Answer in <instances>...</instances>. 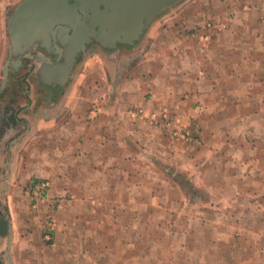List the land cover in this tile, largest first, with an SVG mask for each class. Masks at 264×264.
Instances as JSON below:
<instances>
[{"label":"crops","instance_id":"crops-1","mask_svg":"<svg viewBox=\"0 0 264 264\" xmlns=\"http://www.w3.org/2000/svg\"><path fill=\"white\" fill-rule=\"evenodd\" d=\"M145 38L104 48L144 58L133 80L119 69L112 90L107 78L95 94L77 60L68 76L37 79L58 84L52 92L24 89L12 132L26 129L6 137L0 264H10V225L14 264H264V0H185ZM139 108L147 119L132 117ZM166 114L183 117L192 138L174 136ZM181 172L208 195L195 211L168 194L178 185L158 184ZM31 178L49 182L37 212L25 202Z\"/></svg>","mask_w":264,"mask_h":264},{"label":"water","instance_id":"water-1","mask_svg":"<svg viewBox=\"0 0 264 264\" xmlns=\"http://www.w3.org/2000/svg\"><path fill=\"white\" fill-rule=\"evenodd\" d=\"M181 1L21 0L7 16L8 59L4 64L0 94L7 85L10 68L22 63L21 57L29 53L38 43L48 49V55L39 53L35 61L41 66L40 75L59 76L62 73V76H68L71 74L77 55L84 50L88 42L93 41V38L101 42L103 49L114 48L121 42L133 44L140 39L157 15ZM102 4L105 9L101 8ZM118 4L120 7L115 8L114 6ZM81 13L89 16L88 24L82 23ZM52 47L57 51L51 52ZM51 54L58 55L62 62L52 63L48 57ZM29 55L32 56L31 53ZM12 241L10 225L6 250L10 264H14L9 256Z\"/></svg>","mask_w":264,"mask_h":264},{"label":"rangeland","instance_id":"rangeland-1","mask_svg":"<svg viewBox=\"0 0 264 264\" xmlns=\"http://www.w3.org/2000/svg\"><path fill=\"white\" fill-rule=\"evenodd\" d=\"M20 1L21 0H0V25L2 27L0 30V84H1V80L3 79L4 64H5L6 60L8 59L9 33H8V27H7V16L12 12L14 7ZM184 1L185 0H182L180 3H178L174 7L168 8L167 10L162 12L161 14L157 15V17L150 23L147 30L145 29L146 31L144 32L145 34L143 35L144 38L146 37V33L149 31L150 26L154 23V21L156 19L164 17L165 12L168 10L176 9V8L179 9L180 5ZM81 15H82V20H81L82 23L88 24L89 23V16L87 14H83V13H81ZM163 21L164 20H162V22ZM92 40H95V42L93 43L94 45L91 46L90 49H88L86 51L87 46L92 41L88 42L86 44V47L84 48V50L79 52V54L77 55V56H81V57L79 59V62H78L79 65H78L76 72L84 73L87 76L92 77L91 78L92 83H89V85H91L95 94L98 93L100 90H103L104 88L108 89V85H107V81H106L107 78L109 79V83H110L109 84V90H112V85L114 82L113 80L115 78V73L117 74L119 69H121L120 72L123 75L131 77L130 78L131 80L134 79L133 74H134V72H137L134 68L137 66L141 67V62H142V60H144L142 52H141V54H139L138 56H135L133 58H127V59L123 58L121 60L116 59L114 57L109 58L108 57L109 51L105 50L101 47V42L98 41L97 39H94V38ZM145 41H146V38H145L144 42ZM93 57H94V59H92ZM86 59H89V61L87 62L88 64L86 63L87 65L85 64ZM102 63H104V66ZM83 64H85V65H83ZM10 69L11 70L9 73V79H8L7 85H6L5 89L3 90V92L0 94V110L3 112L2 114H0V151L3 150V152H4L3 155L0 156V182H1L0 183V191L5 189L4 188L5 183H6V188L13 185L9 181L5 182V180L7 178V174L10 172L9 171V164H8L10 154H8L7 146H9V143H11L10 142L11 140L18 138L19 135L22 134L26 129V128L25 129L23 128L21 130H15L14 132H12V129L15 127V125H14V117L15 116H14L13 112H15L16 108L20 109L21 105H23L24 103L27 102V100L24 98L25 96L22 95V93L24 94V89L30 85H32L33 87L36 85L34 79L31 77H30V83L31 84L29 83V81L18 83V81H19L18 79L22 77V74L24 73L25 70H23L22 73H18V71H16L18 69H13V67H11ZM100 102H101V98H97L93 104L94 105L97 103L100 104ZM1 115H3V116H1ZM14 134H16V135H14ZM6 137H8L9 143L6 140ZM6 142H7V145H6ZM170 168H172V167H170ZM164 169H166V167H164ZM181 173L184 176H187L186 173H183V172H181ZM159 179H161V180H159ZM33 181H34V179L31 178L27 182H25V184H22L23 188L26 186L24 188L25 195H26L25 202H28V200H29L31 207L33 205V201H32V197L30 194V187H31V183ZM157 181H158V184L161 185L163 189H166V187H168V185H169V184L168 185L166 184L167 183L166 181H169L171 183V186L172 185L177 186L175 183L173 184L169 178L162 177V178H158ZM17 184H18V181L14 183L13 187L15 188ZM27 190H28V192H27ZM167 192L175 200L181 201L183 199V201H185L187 207L184 208V211H183L184 213H186V211H185L186 208L189 209L188 211H190V210L195 211V209H198L200 207V203L196 201L197 196L199 197V195H195L193 198H188L185 194L182 193L184 191L179 186H178L177 190L174 189V192L171 193L170 188L167 189ZM205 193H206V190H205ZM205 193H202L201 190L199 189V194L202 196V198L206 197L207 194L205 195ZM211 197H213V196L210 195V198ZM186 198L190 199L191 201L189 202ZM40 202L41 201H39V203ZM7 204H8L7 194H5L3 196L1 194L0 195V207H4L6 209ZM33 207L31 208V212H37L36 209L38 208V206H35V208H33ZM40 207H41V205H40ZM159 216L166 217L167 215L165 212H163L162 214L159 213L158 217ZM51 218H52V216H51ZM183 220L184 219H182V218L179 219V223L177 225L178 230L180 228H183V229L185 228V223H184L185 221H183ZM163 228H165V227H163ZM190 228L193 229V231L197 230V233H201L202 235H205V234L209 235V232H213V229L216 230L215 228L208 227V226L200 227V228H203L202 230H198L197 226H194V227L191 226ZM175 229H176V227H175ZM183 229H181V230H183ZM157 231H158L157 233L161 236L162 235L165 236V234L167 233V232H165V230H157ZM227 233L230 234L231 230L227 231ZM48 235H49V237L51 236L50 233H48ZM168 241L170 242L169 239H168ZM221 244H222L223 250L226 251V253H229L233 250L234 251L244 250L242 243H240V244H242V246H240V247L237 245L230 247L229 243H223V242ZM179 250H182V249H179ZM183 259H182V261L179 262L180 264H182L184 262ZM185 262H186V258H185Z\"/></svg>","mask_w":264,"mask_h":264},{"label":"flooded vegetation","instance_id":"flooded-vegetation-1","mask_svg":"<svg viewBox=\"0 0 264 264\" xmlns=\"http://www.w3.org/2000/svg\"><path fill=\"white\" fill-rule=\"evenodd\" d=\"M70 1H72V0H70ZM113 5V4H112ZM118 6V8L120 7V4H118V5H115L114 7L116 8ZM101 8L102 9H105V6L102 4L101 5ZM98 28V27H97ZM147 30V29H146ZM145 30V31H146ZM144 31V32H145ZM144 35V33L142 34V36ZM117 41H118V39H117ZM95 42V40H93L88 46H87V49H86V51L88 50V49H90V47L91 46H93L94 43ZM122 45H124V44H120V43H118L117 44V47L115 48V50L114 51H116V50H118V49H120L121 47H125V46H122ZM121 46V47H120ZM56 50V48L55 47H52L51 48V52H53V51H55ZM57 51V50H56ZM29 53H31V55L32 56H30L29 55ZM29 53H26L24 56H22L21 57V60H22V63H20V64H15L14 66H13V69H18V70H16V71H18V73H22L23 72V70H25L24 71V73L22 74V77L21 78H19L18 80V83H20V82H28L29 81V83H30V77L31 78H33L34 79V81H35V83H36V86H38V84L39 83H41L42 85L44 84V83H42V81H40V82H38V78L41 76L40 75V73H39V70H40V67L41 66H39L35 61H36V59H37V55L39 54V53H42V54H44V55H48V49L46 48V47H41V45L38 43L32 50H30V52ZM50 59H51V61H52V63H56L57 61H62V59L60 58H58V55H53V54H51V55H49L48 56ZM80 57L81 56H77V61L79 62V59H80ZM44 62V61H43ZM11 75V74H10ZM26 76V77H25ZM40 79V78H39ZM31 84V83H30ZM40 84V85H41ZM50 85H52V86H50ZM59 85L58 84H56V83H54V84H47V83H45L44 84V87H46L47 89H46V91H51V89H55V88H57ZM51 87V88H50ZM39 89V88H38ZM52 92V91H51ZM50 93V92H49ZM1 114V113H0ZM1 116H3V115H1ZM6 119V118H5Z\"/></svg>","mask_w":264,"mask_h":264},{"label":"built area","instance_id":"built-area-1","mask_svg":"<svg viewBox=\"0 0 264 264\" xmlns=\"http://www.w3.org/2000/svg\"><path fill=\"white\" fill-rule=\"evenodd\" d=\"M202 36L204 39L209 38L208 33H205ZM131 115L134 119H137V118L147 119L148 118L143 108L133 110L131 112ZM152 118L156 119L157 116H154ZM165 118H166V125L167 127H170L171 132L174 136H181L182 138L186 140H190L192 138L191 126L185 122L183 117H175L174 119H171L168 116V114H166ZM48 189H49V182L46 180L32 182V187L30 188V194H31L34 206H37L39 204V201H43L46 199Z\"/></svg>","mask_w":264,"mask_h":264},{"label":"trees","instance_id":"trees-1","mask_svg":"<svg viewBox=\"0 0 264 264\" xmlns=\"http://www.w3.org/2000/svg\"><path fill=\"white\" fill-rule=\"evenodd\" d=\"M172 179L174 180L175 184L184 191V194L188 198H193L195 195H199V197L197 196V199H202L203 201L208 199L206 194V197L202 198V196L199 194V188L191 182L190 178L184 176L182 173H177L174 177H172Z\"/></svg>","mask_w":264,"mask_h":264}]
</instances>
